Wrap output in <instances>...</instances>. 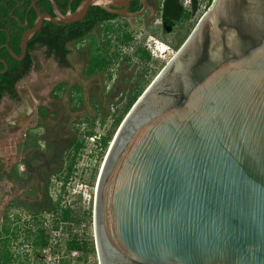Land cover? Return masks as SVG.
I'll use <instances>...</instances> for the list:
<instances>
[{
    "label": "water",
    "instance_id": "water-1",
    "mask_svg": "<svg viewBox=\"0 0 264 264\" xmlns=\"http://www.w3.org/2000/svg\"><path fill=\"white\" fill-rule=\"evenodd\" d=\"M28 41L44 21L74 23L91 6L124 17L133 0H83L56 17L37 8ZM73 0H71L70 4ZM170 32L173 26L165 27ZM72 68L44 49L41 69L18 84L20 105L0 101L2 120L26 125L41 94L79 73L90 55L71 45ZM50 87L34 93L39 78ZM10 105L11 112L5 110ZM11 124V123H10ZM17 139L0 140L14 154ZM5 194L0 187V215ZM99 264H264V0H213L176 55L138 98L102 165L94 206Z\"/></svg>",
    "mask_w": 264,
    "mask_h": 264
},
{
    "label": "rangeland",
    "instance_id": "rangeland-1",
    "mask_svg": "<svg viewBox=\"0 0 264 264\" xmlns=\"http://www.w3.org/2000/svg\"><path fill=\"white\" fill-rule=\"evenodd\" d=\"M202 1L208 2V0ZM161 3L162 0H149L147 11L143 15L139 17L119 16L115 20L106 22L97 27L85 40L75 43L73 45L74 49L90 56L98 52L100 54H117L118 46L122 44V35L130 33L140 44L146 43L148 40L159 39L169 44L173 48L174 53H177L205 15L204 12L207 9H200L191 20L179 23L168 32L163 29L161 24ZM33 58L36 63L33 71H39L41 69L39 60L36 56ZM167 61L168 59L164 62L153 61L152 65L157 66V68L153 69L152 72L147 69L145 64L140 67L138 77L141 73L145 76L143 93L165 68ZM98 76L100 75L96 74L95 77L86 81L85 79L88 76L85 74L84 67L79 73L60 82L69 85L62 90H58L57 86L60 84L58 83L44 93L31 96L37 118L34 121L29 119L26 123V127L29 128L23 131L24 136L21 139L17 138L15 157L9 158L15 163L10 162V160L8 163L4 162L0 156V182L7 177L13 183L11 190L3 191L5 201L8 202L1 214L3 215L4 223L10 222L9 224H12L10 220L7 222L9 215H14V217L18 218L20 215L25 217L31 213L38 215L42 220L44 219L43 214H47L45 219H50L52 223H56L55 218L61 216L59 213L57 215V211L55 212L50 208V179L56 174L73 173L76 171L75 167L83 161V158L79 157V150L77 151L76 149V145L80 143V134L74 126L75 121H72L73 116H79L77 121L83 118L88 119L90 122L93 121L94 117L86 118L79 114L87 107L88 103L91 106L98 104L99 114L102 116L108 112L107 107L110 96L109 98L106 97L105 100V98L98 96L96 91L92 92L94 87L98 89ZM48 77L49 75H45L39 78V82L33 86L34 93L42 92L50 87L51 82L47 81ZM80 79L85 81L84 88L86 90L84 91L83 88L71 86ZM133 83L124 82L125 90L130 91ZM5 109L6 111L12 110L8 104L5 105ZM103 161L104 158L102 157L93 174L92 185H95L98 180ZM21 166L24 167L23 170L20 169ZM2 176L4 177L2 178ZM87 206H78L74 211V219L77 222H68L64 226L63 232L83 237L89 243L93 242L95 244L93 202L90 204L91 210H88ZM89 211H92L90 217L88 216ZM52 212H54L55 218L49 217ZM4 223L0 221V226ZM27 235L23 237L22 242L17 241L14 244L12 247L14 253L30 254V256L35 253L36 249L31 243L33 236L28 233ZM60 239H63L62 235ZM42 261L40 264H99L97 250L94 254L79 253L76 256L68 252L64 255L59 254V256H56L55 253H50L43 255Z\"/></svg>",
    "mask_w": 264,
    "mask_h": 264
},
{
    "label": "trees",
    "instance_id": "trees-1",
    "mask_svg": "<svg viewBox=\"0 0 264 264\" xmlns=\"http://www.w3.org/2000/svg\"><path fill=\"white\" fill-rule=\"evenodd\" d=\"M34 0H0V101L5 95L17 97V84L22 81L33 68V53L39 49H44L47 57L53 58L63 67H69L72 49L70 45L85 40L97 27L106 22L116 19L113 15L102 7L91 6L87 15L80 21L74 23H53L44 21L42 28L28 41L27 54L22 60L15 59L4 45H8L18 56L22 55L21 40L24 33L33 28L37 20L36 9L32 7ZM62 13L67 14L69 8L71 12H76L83 0H55ZM202 0H191V10H186L182 0H162L161 20L169 25H178L179 23L191 20L196 14ZM213 0H208V7ZM37 8L42 13H49L55 16L53 6L48 0H41L37 3ZM143 8V3L137 0L132 3L130 12H139ZM108 30V29H106ZM132 39V35L123 34L121 41L126 43ZM142 58L149 61L151 56L147 52H142ZM110 62L108 53L94 54L90 56L86 73L89 75L104 71ZM144 74L137 78L132 84L128 102L119 116L116 126H119L129 113L133 105L144 91ZM64 84L58 87V90L64 88ZM111 135L105 139L104 145L107 146L111 140ZM81 144L76 145L77 151ZM51 210H55L58 204L51 200ZM35 212V211H34ZM75 212L72 209L64 210L62 220L64 222H77L74 219ZM87 214V213H86ZM91 211L88 212L90 217ZM9 220H7L8 222ZM79 222V221H78ZM58 228V227H56ZM19 229L13 228L9 223L0 226V264H40L43 259V251L49 245L50 231L39 227L33 238L35 253L30 256L14 253L12 247L19 239ZM68 251H77L86 255L96 252L95 244L89 243L83 237L75 235L67 244Z\"/></svg>",
    "mask_w": 264,
    "mask_h": 264
},
{
    "label": "built area",
    "instance_id": "built-area-1",
    "mask_svg": "<svg viewBox=\"0 0 264 264\" xmlns=\"http://www.w3.org/2000/svg\"><path fill=\"white\" fill-rule=\"evenodd\" d=\"M183 5L186 10H191V0H184ZM209 8L207 3L201 2L197 11L207 9L204 12L206 13ZM117 50V54H109L110 62L105 69V89L110 96L107 114L102 116L98 112L91 122L83 118L78 121L76 119L74 123L75 128L80 134L81 147L79 149V157H82L83 161L75 167L76 171L73 173L56 174L50 179L49 197L53 203L58 204L56 209L57 215L58 213L62 215L63 211L67 209L75 211L79 205H88L86 208L91 210V202L95 206L97 182L95 185H92L93 174L102 157L105 160L112 141L123 122L122 119L120 125L116 126L117 120L128 102L130 93V91L125 90L123 86L124 82L133 83L138 77L140 67L143 64L152 72L153 69L157 68V66L152 65L153 61L164 62L168 59V63L176 55L169 44L159 39L148 40L146 43L140 44L133 36L130 41L126 43L122 42ZM142 52H147L151 56L148 62L142 58ZM110 135L112 138L108 142L109 144L105 146L104 141ZM23 168V166L20 167L21 170ZM2 183H4V192H7L9 189L11 190L13 187V183L7 177L4 178ZM46 215L43 214L44 219L42 220L38 215L31 213L25 217H21L20 215L18 218L14 217V215H9L8 220L11 221L13 228L17 227L21 229L22 232L18 230V241L20 242H22L23 237L27 233L32 234L34 238L39 227L49 230L50 240L48 247L43 251L44 256L50 253H55L56 256H59V254L64 255L67 252L73 256L78 255L77 251H68V241L75 236L63 232L64 226L68 222H64L62 216L55 218L56 216L52 212L49 217L52 216L56 219V223H52L50 219H45ZM1 221L4 223V218ZM61 235L63 239L59 240ZM31 243L33 244V240Z\"/></svg>",
    "mask_w": 264,
    "mask_h": 264
},
{
    "label": "flooded vegetation",
    "instance_id": "flooded-vegetation-1",
    "mask_svg": "<svg viewBox=\"0 0 264 264\" xmlns=\"http://www.w3.org/2000/svg\"><path fill=\"white\" fill-rule=\"evenodd\" d=\"M135 1H137V0H133V1H131L130 2V6H129V11H130V8H131V6H132V3L133 2H135ZM140 2H142L141 0H140ZM110 13V12H109ZM112 14V13H111ZM113 15H116V14H113ZM118 17H119V15H117ZM117 17V18H118ZM115 20V19H114ZM161 24H162V27H163V29H166L165 27H167V26H171V25H169V24H167L166 22H164V21H162L161 20ZM173 26V25H172ZM176 26V25H175ZM175 26H173V28L175 27ZM71 45H75V43H73V44H71ZM71 45H70V48L72 49V47H71ZM72 53H73V51H72ZM90 59V58H89ZM55 62H56V64L58 65V67H62V68H72V62H71V56H70V58H69V60H70V64H71V66H69V67H63V66H61L60 64H59V62L58 61H56L55 59H53ZM88 62H89V60H88ZM33 65H34V62H33ZM87 67H88V63H87V66H85V74H87L86 73V69H87ZM97 75L99 74L100 76H98L99 77V79H98V89H96L95 87H94V91H92L93 93L96 91V94L98 95V96H100V97H102V98H105V100H106V97H108L109 98V95L107 94V92H106V89H105V70L104 71H100V72H97L96 73ZM96 74H93V75H89V74H87V76H88V78L87 79H85L86 81L90 78H93V77H95V75ZM75 80H77V79H75ZM84 79H80L78 82L76 81V83L75 84H72L71 86L72 87H80V88H83V91L84 90H86L85 88H84ZM128 82V81H127ZM125 83H126V81H125ZM130 83V82H129ZM19 84V83H18ZM18 84H17V86H16V90H17V97H15V98H13V97H11L10 95H5L2 99H4V98H7V99H9V100H11V101H14L15 103H16V105L18 104V105H20V102H21V95H20V93H19V91H18ZM62 84H64L65 86L64 87H67V86H69L68 84H66V83H60L58 86H57V88L60 86V85H62ZM2 101V100H1ZM106 103H107V101H106ZM81 116V115H80ZM77 117H79V116H73V119H72V121H76V119H77ZM37 117H36V113L34 112V115L30 118L31 120L32 119H36ZM22 122L23 121H21V123H18V122H16V121H14V122H10V123H8V121L6 120V121H4V120H2L1 122H0V140H2L3 139V141L4 140H7V139H11V141H15L19 136H23L22 135V132L23 131H26V129H28L29 127H24V125L22 124ZM25 133V132H24ZM18 146V145H17ZM94 220V219H93Z\"/></svg>",
    "mask_w": 264,
    "mask_h": 264
},
{
    "label": "crops",
    "instance_id": "crops-1",
    "mask_svg": "<svg viewBox=\"0 0 264 264\" xmlns=\"http://www.w3.org/2000/svg\"><path fill=\"white\" fill-rule=\"evenodd\" d=\"M94 106V107H93ZM93 106H91L90 105V103H88V105H87V107L85 108V109H83L82 111H81V113H79L81 116H83V117H86V118H89V117H94L95 115H97L98 114V112H99V110H98V104H95V105H93ZM6 110V109H5ZM12 110H10V111H7V112H11ZM0 118H2V119H6L7 118V115H6V113H4V112H0ZM32 121H34V119H32ZM30 122V121H29ZM22 135H23V132H22ZM24 136V135H23ZM21 137L22 136H19L18 138L19 139H21ZM20 144V143H19ZM18 144V145H19ZM18 155V154H17ZM4 176H2V178H3ZM3 185H4V183H2V182H0V187H1V189L4 191V189H3ZM8 204V202L7 201H5V203H4V207H3V210L6 208V205ZM2 213H3V211H2ZM3 218V215H1L0 216V221H1V219Z\"/></svg>",
    "mask_w": 264,
    "mask_h": 264
},
{
    "label": "bare ground",
    "instance_id": "bare-ground-1",
    "mask_svg": "<svg viewBox=\"0 0 264 264\" xmlns=\"http://www.w3.org/2000/svg\"><path fill=\"white\" fill-rule=\"evenodd\" d=\"M170 61H171V60H170ZM170 61H169V62H170ZM169 62H168V63H169ZM168 63H167V64H168ZM167 64H166V65H167ZM165 67H166V66H165ZM123 121H124V120H123ZM25 127H26V125H25ZM15 154H16V152H15V147H14V154H13L12 156H5V155L2 154V153H0V156H1V158L4 160V162H7V163H8L9 160H10V162H13V163H14V161H13L12 159H9V158L15 157Z\"/></svg>",
    "mask_w": 264,
    "mask_h": 264
}]
</instances>
